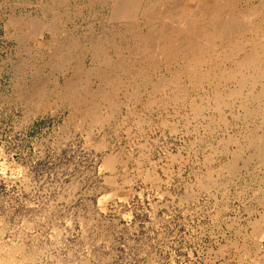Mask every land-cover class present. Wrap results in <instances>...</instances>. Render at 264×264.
<instances>
[{
    "label": "rangeland",
    "instance_id": "1",
    "mask_svg": "<svg viewBox=\"0 0 264 264\" xmlns=\"http://www.w3.org/2000/svg\"><path fill=\"white\" fill-rule=\"evenodd\" d=\"M240 1L239 22L264 21V0ZM166 2L0 0V264H264V163L248 144L264 105L246 116L241 85L218 83L234 61L204 49L193 79L149 51L142 76L126 71L149 31L140 10Z\"/></svg>",
    "mask_w": 264,
    "mask_h": 264
},
{
    "label": "bare ground",
    "instance_id": "2",
    "mask_svg": "<svg viewBox=\"0 0 264 264\" xmlns=\"http://www.w3.org/2000/svg\"><path fill=\"white\" fill-rule=\"evenodd\" d=\"M239 1L240 0H211V4L209 6H205V0H187V2L184 1V4H186L185 5L186 8H183V10L180 9V10L177 11L176 10V8H177L176 4H175L176 8L173 6V4H172V6H171V4L168 5L169 9L166 8L167 7L166 4H168L170 2L169 0H167V2L165 4L163 3L161 5L162 7H160L159 9H157V8L155 9L153 6H150V7H147V8H143L142 10H140V12H141V15L144 17V19L145 18L147 19V26H148V30L149 31H148L147 35H141V36L136 35V34L133 35L135 41H139V43L141 45L138 46V47L136 46L137 48L135 49V51H132L133 54L129 55V57H131L130 58L131 60L129 61V63H127V65L125 67V68H128V70H126V69L125 70L126 71H131V72H133V71L135 72L136 71L137 75H139V76L141 75L142 76V74H143L142 73V69L144 71V69H145L144 67H146L147 64H150V65L154 64L153 61H154L155 58L153 59V61L151 60V55L154 54V55H156V60L159 59L157 57L159 55L164 56L166 59L168 58V61L169 60H181L182 63H180L179 68L182 69L183 71L182 72L180 71V73H187L189 76L193 77V79L194 78L197 79V78L202 77L201 72L196 70V66H197V61L202 56L207 55L206 52H204V51L205 50L207 52L209 50L210 51L211 50L212 51H218V49H219V51H221V53H226L224 55V57H226L227 59L230 58V60L234 61V65L232 64L233 65L232 68H229L230 71L227 73V75H226L227 78L225 79V81H222L220 79V77H221L220 76L219 79L221 81H218V83L219 84L221 82H223V83H227L228 82L229 83V80H232V81H235L239 86L241 85L240 89H238V90L236 89V91H234L232 93V96L235 97V99L238 96H242L243 98L245 97L246 102H250V105H244V106L242 105V107L244 108V114L246 116L254 114L256 112V110L255 109H251V105L253 103L256 102L258 104L260 103L261 105H264V86H263V88L260 87L261 85H264V80H261L262 78L264 79V21H261V22L255 23V24H251V23L250 24H247V23L243 24L246 21L244 20L245 22H243V19H241L242 21L240 20V22H239L238 19H237V15L238 14L235 16V11H237V7L236 6L238 5ZM171 2L173 3V1H171ZM245 2H247V1L245 0ZM262 3L263 2H261V4ZM184 4H182V5H184ZM256 5L258 6V4H255V6ZM149 8H152V9L154 8L152 10V12H155L157 10L155 17L151 16L152 14H150V13H152V12L149 13V11H148ZM164 8H166V9H164ZM256 10H260V8L259 9L257 8ZM242 11H243L242 12L243 16L245 15L246 17H248V16L250 17V15L252 13V12H249L248 14H246L245 12L247 10L245 11V9L242 10ZM237 12H239V11H237ZM258 12H261V11H258ZM240 14H241V12H239V15ZM258 14L259 13H257V15ZM160 15H161V17H160ZM130 17L131 16H129V18H126V19H128V21L132 20V18H130ZM240 17H241V15H240ZM244 17H242V18H244ZM159 18L161 19V21L159 20ZM133 21H134V19H133ZM164 21H166L167 23H164ZM241 22H243V23H241ZM36 31L38 32V30H36ZM204 39H206V42L203 41ZM104 40H107V39H104ZM202 42H204V44ZM217 42H220V43L217 44ZM103 43L108 45V41H103ZM109 44H111V43H109ZM201 44H203V45H201ZM246 44H249V45L247 46ZM99 47L100 46H99L98 40H96L95 43H93V45L90 48V49H93V51H94L93 54H92V57H93L94 61H95V59L97 57H99L101 55L100 54L99 56L98 55L96 56V52L99 49ZM146 50L148 52H146ZM149 51H150V53H152L151 55L149 54ZM97 53H99V52H97ZM234 53H236L235 55L237 57L235 55H233ZM154 55H152V56L154 57ZM239 55H241V57H238ZM233 56H235V58H233ZM103 57L105 58L104 59L105 63H108V57H107L106 54H104V51H103ZM160 59H161V57H160ZM158 61H161V60H158ZM224 62H222V63H224ZM116 75L113 78H108L107 77L108 79H105L106 78L105 77L104 78L105 80H103V82H106V84H111L112 88L117 87V86H115V83H116V78L118 77V74H116ZM137 75L135 77H137ZM98 77H100V76H98ZM249 77H251L252 79H250ZM102 79H99V80H102ZM164 79L165 78H163L162 81L159 80V82L157 83L158 87H159L160 83H162V82L164 83ZM213 79H211V80H213ZM169 80H170V78H169ZM200 80H195V81L198 82V84H199ZM157 84H156L155 87H157ZM258 84H260L259 87H260L261 90L259 89V92L258 93L256 92L257 94L252 93V92H254V89H253V91L252 90H250V91L248 90L249 92H246V93H248V94H246V96L242 95V91H244L243 89L245 88V85H249V86L251 85V87L253 85V87L255 88V86L258 85ZM145 85H147V84H145ZM194 86H196V85H194ZM214 86L217 87L216 84H214ZM214 86H212V87H214ZM130 87H132V86H130ZM216 91H215V93H216ZM113 92L116 93V91H114V90H113ZM113 92H112V95L107 93V92H105V93H107V96L103 97V102H107V100L111 101L109 103H111V105L113 106L114 105V101L116 102V100L113 101V95H115ZM227 92H229V91H227ZM134 93H135V91H134ZM212 93H214V92H212ZM215 93H214L213 97L214 98L216 97V102L219 105L220 104L219 103V99H222L223 97H221V95L219 93H216V94ZM104 94H102V95H104ZM227 95H225V96H227ZM207 96H209V95H206V97ZM223 96H224V94H223ZM225 96H224V98H227ZM229 96H231V95L229 94L228 97ZM104 98L106 99L105 101H104ZM115 99H117V98H115ZM87 100H89V99H87ZM211 102H212V100H211ZM95 103H97V102H95ZM227 103H228V101L226 102V104ZM232 103L234 104V102H232ZM107 104H108V102H107ZM226 106L229 108V104H227ZM231 106H232V104H231ZM91 107L88 106L87 108L89 109ZM87 108H86V110H88ZM223 108H226V107L223 106ZM261 108H262L261 109L262 111L260 110L261 111V113H260L261 114L260 115L261 116V124L258 127L256 125V128H257L256 130L260 129L261 132L259 131L260 133L255 135L256 138L254 140H252L251 142H249V143L247 142V143L250 144L251 147L253 146L257 150V156H258V159L260 160L259 162H261L263 164L264 163V110H263L264 106H262ZM238 110H241V109H238ZM84 111H85V109H84ZM84 111H83V113H84ZM239 114H241V112ZM95 117H96V115H95ZM243 117H244V115H243ZM220 119H222V118H220ZM95 120L96 119H94V121ZM256 121H258V119ZM251 123H252V121H251ZM243 124H245V123H243ZM230 127H231V125H230ZM253 129L251 128L250 130L252 131ZM256 130H255V133L258 132V131L256 132ZM237 134H239V133H237ZM240 134H242V132ZM253 134H252V136H253ZM231 135L233 136V134H231ZM235 135H236V133H235ZM230 137H228V138H230ZM245 137H246V135H245ZM245 137H242V139L244 140ZM253 138L254 137H252L251 139H253ZM221 139H222L221 140L222 143L223 142H224V144L228 143V142H226L225 139L224 140H223V138H221ZM237 140H239V139H237ZM230 142H232V141H230ZM235 142H236V140H235ZM223 146H219V147H223ZM224 147H227V146L225 145ZM242 148L243 147L241 145V149ZM222 149H225V148H222ZM245 149H248V146L245 147ZM249 152H250V150H249ZM249 152H247V153H249ZM253 154H255V153H253ZM251 156L252 155H250V157ZM253 156L255 157L256 155H253ZM237 158H236V160H237ZM232 159L234 160L235 158H232ZM238 159H239L238 161L242 160V159H240V157ZM249 159H251V158H249ZM232 170H233V168H232ZM259 171H261V170H259ZM212 173H214V172H212ZM212 173H211V175H212ZM262 186H263V184H262ZM202 187H204V185ZM259 188H260V186H259ZM260 191H262V190H260ZM260 194H261V192H260ZM263 198H264V196H263ZM254 223H253V225H256L257 229H259V230L260 229L261 230L264 229V214L261 216V218H259V219L257 218L256 223L255 224ZM257 229H256V231H257ZM0 231H2V230H0ZM254 232H255V229H254ZM261 232H260V234H261ZM256 233L254 235L257 237ZM258 233H259V231H258ZM260 234H258V235L260 236ZM255 236H254V238H256ZM255 246H256V244H255ZM5 256H6V254H5ZM1 262H3V261H1ZM254 263H255V261H254ZM256 264H257V262H256ZM259 264H260V262H259Z\"/></svg>",
    "mask_w": 264,
    "mask_h": 264
}]
</instances>
